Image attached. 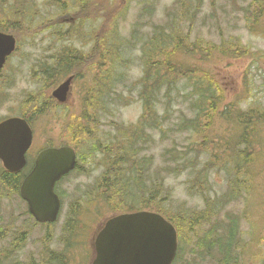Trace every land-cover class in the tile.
Here are the masks:
<instances>
[{"label": "rangeland", "instance_id": "obj_1", "mask_svg": "<svg viewBox=\"0 0 264 264\" xmlns=\"http://www.w3.org/2000/svg\"><path fill=\"white\" fill-rule=\"evenodd\" d=\"M26 1H33L38 16L23 18L26 22H36V25H22L23 29H18L16 34L13 33L20 42V49L12 65L7 69L9 85L0 89V122L7 118L22 116L26 112L31 116V107L36 104L31 101L33 96L41 99L43 95V101H51L53 108L44 118L36 119L34 122L37 138L33 151L27 154L28 161L32 163L33 155L40 149L50 145L58 147L61 143L70 141V135L66 134L65 129L71 116L80 118L83 115L81 112L83 88H88L92 79L91 69L86 68L85 76L74 84L69 102L60 105L52 98V93L67 77L52 87H46L42 80L43 75L38 71L47 64H56L57 55L65 47L71 46L90 52L94 47V41L84 44L80 38L75 37L74 40H60L56 23H60L65 31L70 29L69 24L74 20L71 15L55 17L58 12L55 0ZM113 1H117L118 9L122 8L119 6L122 0ZM125 6L119 11L121 16L118 25L120 35L126 41V52L122 55L126 68L119 70L122 83L118 86V92L122 90L128 100L117 99L115 95L111 97L107 105L108 112L99 115L101 123H95L97 132L92 129L93 135L95 134L92 139L97 141L98 145L100 143L106 145L107 141L114 139L121 140L118 128L133 127L141 118L144 112L139 94L141 86L136 89H132V86L137 85L145 74L143 42L146 43L154 36L155 28L173 20H183L180 27L185 35H190L193 44L201 42L203 46L211 44L217 48L216 53L209 55L207 62L201 61L199 56H185L184 60L190 65H200L213 73L223 90L224 105L228 106L232 101L239 100L242 101L241 106L244 110L252 104H260L264 108V0H132ZM50 20L55 21L52 26L49 24ZM105 20L106 17H98V21L95 22L98 30L102 29L100 27ZM87 27L83 39L87 41L91 35L92 39L100 38L101 35L97 36L95 33L92 21L88 22ZM230 44L243 47L247 55L222 53L221 48H226ZM89 64L90 59L86 62L87 66ZM181 84L187 83L184 81ZM181 88L185 89L180 91L178 101L173 103L167 121L164 91L161 94L159 112L163 117L162 128L164 131L166 129V136L160 130L154 132L148 129L149 134H153L152 141L139 146V157L150 160L149 173L154 178L157 173L160 174V178H165L164 184L167 191L171 192L166 206L168 209L176 211L180 207H186L201 211L205 210L206 204L200 194L190 190V183L193 181L190 180L192 179L190 171L187 170L180 175L167 173L168 166L173 163L169 150L178 152L186 158L197 156L196 160L200 165L208 161L207 153L197 154L192 151L194 147L192 145L196 140L200 141V138H193L190 131H179L177 128L183 119L195 117L192 104L196 97L190 96L193 89L190 85ZM93 124L88 123L91 126ZM227 127L229 125L221 119L213 125L216 135L223 132L231 133ZM94 143L90 144L89 149ZM79 158V168L56 186V192L59 193L61 189L63 206L62 215L54 225L38 224L32 219L27 204L22 201L19 194L6 195L9 189L6 193L2 189L3 166L0 161V230L3 231L2 239L0 238V253L3 252L2 257H7L1 264L39 262L48 255L64 253L67 250L66 246H69L66 254L71 262L91 264L94 259V248L91 246L94 236L102 222L112 215V211L99 198L98 185L100 183L102 187L105 185L103 174L107 169L104 157L95 154L83 161L82 155H79ZM255 177V190L248 202L246 199H240L228 205L222 212L225 214L232 211L234 214L247 217V221L242 217L240 219L243 232L241 245L244 247L242 264H264L263 159L257 163ZM209 180L212 183L210 195H220L227 191L229 182L223 172L212 171ZM147 183L150 184L149 181ZM70 218L78 220L75 231V226L73 230L68 228ZM21 235L25 236L21 238ZM15 242H20L19 246ZM192 247L184 246L182 260L177 264H218L216 259L208 255L192 254Z\"/></svg>", "mask_w": 264, "mask_h": 264}, {"label": "trees", "instance_id": "obj_2", "mask_svg": "<svg viewBox=\"0 0 264 264\" xmlns=\"http://www.w3.org/2000/svg\"><path fill=\"white\" fill-rule=\"evenodd\" d=\"M131 1L122 0L119 6L124 9L125 4H130ZM54 4L58 11L55 17L67 14L74 19L69 24L70 29L66 31L60 23H56L60 40H74L75 37L80 38L84 44L94 41V47L90 52L71 46L65 47L57 55L56 64H47L40 71L46 87H52L70 74H74L79 80L85 76L86 68L91 69V85L83 88L81 111L83 115L80 118L71 116L72 120L70 119L65 129L71 139L60 146H72L79 155H82V161L95 154L104 157L107 169L103 174L105 185L103 187L101 183L98 185L99 198L113 214L150 210L163 215L173 223L179 237V251L174 264L182 260L185 245L193 246L192 254L208 255L216 259L218 264H242L244 247L241 245L243 232L240 219L242 217L247 221V217L234 214L232 211L225 214L222 212L231 203L240 199H246L248 202L249 197H252L257 163L261 159L264 170V108L260 104H252L244 110L241 106L242 101L239 100L232 101L228 106L224 105L223 90L213 73L200 65H190L184 60L185 56H199L201 61L207 62L209 55L216 53L217 48L211 44L203 46L201 42L193 44L190 35H185L180 27L183 20H173L155 28L154 36L146 43L143 42L145 74L137 85L132 86V89L141 86L139 94L144 105L141 118L133 127L118 128L121 140L114 139L107 141L106 145L102 143L98 145L97 141L92 139L95 136L92 129L97 132L95 123H101L99 115L108 112L107 105L113 95L117 99L128 100L122 90L118 92V86L122 83L119 70L126 68L125 60L122 58L126 52V41L121 37L118 25L121 9L117 8V1L112 0H55ZM103 13L105 16H100ZM37 16L38 11L33 1L0 0V17ZM98 17H106L100 30L95 24ZM89 21H92L95 33L97 36L101 35L100 38L92 39L91 35L89 40L83 39ZM53 23L55 21H49L51 26ZM22 25L35 26L36 22H11L10 33H15ZM221 51L227 55H247V51L239 45L230 44L226 48H221ZM89 59L90 64L87 66L86 62ZM184 81L193 89L190 96L196 97L192 104L195 117L183 119L177 128L179 131H190L193 138H200V141L196 140L192 145L194 146L192 151L197 154L207 153L208 161L200 165L196 160L197 156L186 158L178 152L169 150L173 163L168 166L167 173L180 175L187 170L190 171L192 175L190 180H193L190 183V190L200 194L206 204L205 210L201 211L186 207H180L176 211L168 209L166 206L171 192L167 191L165 178H160L159 173L154 178L149 173L150 160L139 157V146L152 141L153 134H149L148 129L154 132L160 130L166 136L167 131L162 128L163 117L159 112L161 94L164 91L167 121L173 103L178 101L180 91L185 89L181 88L186 86L181 84ZM32 99L31 101L36 104L31 107V116L29 112L24 113L30 124L36 119L44 118L53 108L50 100L43 101V95L41 99L38 96H33ZM219 119L229 125L227 130H231V133L223 132L216 135L213 125ZM88 123H94L93 127ZM92 142H95L94 146L89 149ZM1 170V182L5 185L2 189L6 193L10 188L6 195L19 194L22 176L8 173L2 168ZM214 170L223 172L229 184L226 192L212 196L210 195L212 183L209 177ZM2 233L0 230L1 239ZM2 253L0 258L3 256ZM60 256L53 254L54 260L50 264H63Z\"/></svg>", "mask_w": 264, "mask_h": 264}, {"label": "water", "instance_id": "obj_3", "mask_svg": "<svg viewBox=\"0 0 264 264\" xmlns=\"http://www.w3.org/2000/svg\"><path fill=\"white\" fill-rule=\"evenodd\" d=\"M16 50L13 35L0 33V69ZM74 77H69L52 93L59 104L70 100ZM33 131L25 119L14 117L0 123V160L10 173H19L27 165L26 154ZM71 147L47 148L37 156L35 166L20 187V196L28 204L31 216L40 224L55 223L61 200L56 184L76 167ZM93 264H173L179 248L176 227L163 215L141 211L108 218L99 230Z\"/></svg>", "mask_w": 264, "mask_h": 264}, {"label": "flooded vegetation", "instance_id": "obj_4", "mask_svg": "<svg viewBox=\"0 0 264 264\" xmlns=\"http://www.w3.org/2000/svg\"><path fill=\"white\" fill-rule=\"evenodd\" d=\"M23 18H9V17H0V33H3V34H7V35H13L14 37H15V39H16V50H15V52L11 55V56H9L7 59H6V62H5V64H4V66H3V68L2 69H0V89L1 88H4V87H7L8 85H9V83H10V79H7V73H8V71H7V69L12 65V63H13V60H14V58L16 57V54H17V52L19 51V49H20V42H19V40H18V38L13 34V33H10V31H9V29H10V26H9V24L11 23V22H23ZM12 29H13V27H12ZM17 29H23V26H20V27H18ZM14 30V29H13ZM38 72H40V71H38ZM67 77H69V76H67ZM40 79H41V77L39 78V81H40ZM76 79H75V81H74V84L76 83ZM74 86V85H73ZM34 99V98H33ZM22 117H24V116H22ZM2 122V121H1ZM31 125V127H32V129H33V132L35 131V129H34V123L33 124H30ZM36 138H37V136H36V133L34 132V137H33V142H32V146L30 147V149H29V151H28V153L27 154H30V152H32L33 151V148H34V143H35V140H36ZM48 147H52V145H50V146H48ZM43 149H45V147L44 148H42V149H40L39 151H37V153L36 154H34L33 155V160H32V162H33V164L35 163V160H36V158H37V156L39 155V153L43 150ZM27 161H28V159H27ZM27 166H29V170L28 169H25V170H23V171H21V172H19V173H16V174H19V175H21L22 176V178L20 179V180H25V178L27 177V175L29 174V172H30V168H31V162H29L28 161V165ZM79 167H76V169H75V171L78 169ZM74 171V172H75ZM64 180L66 179V178H63ZM58 193V192H57ZM59 195L60 194H62V192H61V189L59 190V193H58ZM74 211H76V210H74ZM78 212V211H77ZM71 217L73 216L72 214L70 215ZM77 219H74V218H70V221H69V224H68V228H70V229H72L73 230V227L75 226V229H74V231L77 229L76 228V223H77ZM71 230V231H72ZM25 235H21V238L22 237H24ZM21 243H22V241H21ZM15 244L17 245V246H19V244H20V242H15ZM93 244V243H92ZM92 246V245H91ZM67 247V250H68V248H69V246H66ZM93 248V247H92ZM66 250V251H67ZM94 250V249H93ZM66 251L64 252V253H57V254H59V255H61L60 256V258H62V260H63V264H74L73 262H71L70 261V258L67 256V254H66ZM94 252V259L92 260V262H91V264H93V262L95 261V259H96V253H95V251H93ZM7 257H2V258H0V264H1V262H3L4 261V259H6ZM54 259H53V257H52V255L50 256V255H48L47 257H43V259H41L39 262H37V261H30L28 264H50L52 261H53Z\"/></svg>", "mask_w": 264, "mask_h": 264}, {"label": "bare ground", "instance_id": "obj_5", "mask_svg": "<svg viewBox=\"0 0 264 264\" xmlns=\"http://www.w3.org/2000/svg\"><path fill=\"white\" fill-rule=\"evenodd\" d=\"M261 6H262V5H261ZM253 7H254V6H253ZM251 9H252V8H251ZM261 10H262V9H261ZM262 12H263V11H262ZM37 116H38V115H37ZM59 124H60V123H59ZM246 146H247V145H246ZM15 176H16V175H15ZM3 185H4V184H3ZM3 185H2V186H3ZM4 186H5V185H4ZM7 187H8V186H7ZM8 188H9V187H8ZM9 189H10V188H9ZM136 189H137V188H136ZM143 194H144V193H143ZM50 227H51V226H50ZM27 262H28V261H27Z\"/></svg>", "mask_w": 264, "mask_h": 264}]
</instances>
